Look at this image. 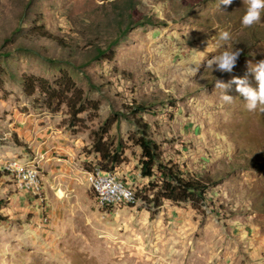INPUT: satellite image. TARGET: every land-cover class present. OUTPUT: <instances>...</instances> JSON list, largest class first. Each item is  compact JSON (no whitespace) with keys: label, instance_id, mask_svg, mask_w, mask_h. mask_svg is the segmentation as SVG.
<instances>
[{"label":"rangeland","instance_id":"1","mask_svg":"<svg viewBox=\"0 0 264 264\" xmlns=\"http://www.w3.org/2000/svg\"><path fill=\"white\" fill-rule=\"evenodd\" d=\"M111 1L0 0V264H264V114L247 111L230 83L257 87L250 65L264 60V20L242 26L245 0H135L154 25L81 66L89 41L117 35L94 27ZM34 26L67 39L72 55L26 39ZM233 47L242 53L231 73L207 66ZM216 79L230 83L232 103ZM137 102L153 104L135 113ZM142 121L163 162L215 180L204 199H165L157 170L142 174ZM10 161L39 172L43 202L18 187ZM97 163L138 201L100 205L88 174Z\"/></svg>","mask_w":264,"mask_h":264},{"label":"trees","instance_id":"2","mask_svg":"<svg viewBox=\"0 0 264 264\" xmlns=\"http://www.w3.org/2000/svg\"><path fill=\"white\" fill-rule=\"evenodd\" d=\"M111 4L112 12H104V16L100 19L103 22H100L98 26L96 24L94 27L102 28L104 25L105 27L109 26L112 31H117V35L113 38L110 36V40L106 45L96 40L100 37L99 35H97L94 40L89 41L87 46L89 50L84 53V58H82L79 63L81 66L98 61L100 58L106 56L107 51H109L108 55L112 56L114 51L111 47L130 29L146 24L154 25L153 17L137 13V2L135 0H112ZM110 16L116 18L115 23L109 24L107 22ZM92 20L93 18H86V23L89 24ZM82 34L85 35V32ZM25 38L28 40L43 39L52 41V43H55L60 48L67 49L69 56L73 53V45H71L67 39L56 36L44 26H34L25 34ZM152 104L153 102H137L133 108V112L144 111L147 107H151ZM79 111L80 110H77L76 113ZM138 127L141 132V136L138 140L142 156L141 171L144 176H152L153 168L157 170L160 177L164 180L163 192L160 195L172 201H187V199L191 197L204 199L206 189L213 186L215 180L209 175L199 176L184 174L176 163L171 161L163 162V160H161L159 144L148 135L149 125L142 121ZM102 156L104 160H107L109 157L107 154ZM113 158L115 159V156H113ZM102 167L104 166L102 165ZM148 201L150 202L151 200Z\"/></svg>","mask_w":264,"mask_h":264},{"label":"clouds","instance_id":"3","mask_svg":"<svg viewBox=\"0 0 264 264\" xmlns=\"http://www.w3.org/2000/svg\"><path fill=\"white\" fill-rule=\"evenodd\" d=\"M247 7L241 18L242 26L252 28L264 20V0H245ZM232 0H217V7L220 5L228 6ZM220 39L227 41L230 39V34L227 31L220 33ZM242 53L240 48H225L219 55L213 57L207 64L212 70L221 73H231L235 68L237 61ZM250 70L257 81V87H252L247 78L233 77L230 83H234L239 96L245 101V109L249 112H260L264 114V60H260L255 64L250 65ZM197 69L193 70L195 74ZM230 83H225L219 79L215 80V87L222 91L221 99L225 103H232L234 97L226 94L225 89L230 86Z\"/></svg>","mask_w":264,"mask_h":264},{"label":"built area","instance_id":"4","mask_svg":"<svg viewBox=\"0 0 264 264\" xmlns=\"http://www.w3.org/2000/svg\"><path fill=\"white\" fill-rule=\"evenodd\" d=\"M4 168L15 176L21 190L44 201L41 176L36 169L22 167L15 161L8 162ZM88 174L89 185L100 205H132L138 201L137 192L131 184L112 168L97 163L93 164Z\"/></svg>","mask_w":264,"mask_h":264}]
</instances>
